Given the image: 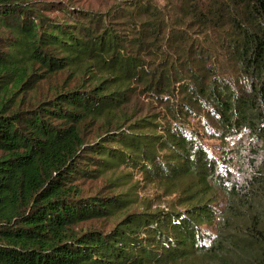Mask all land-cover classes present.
I'll return each instance as SVG.
<instances>
[{
	"label": "trees",
	"instance_id": "trees-1",
	"mask_svg": "<svg viewBox=\"0 0 264 264\" xmlns=\"http://www.w3.org/2000/svg\"><path fill=\"white\" fill-rule=\"evenodd\" d=\"M178 1L56 18L0 0V264H264V0ZM60 73L76 82L17 102ZM92 127L103 135L87 141ZM200 129L247 139L237 153L259 163L240 188ZM134 171L190 178L183 208L130 210ZM95 174L110 190L83 195L76 179ZM113 216L108 230L80 226Z\"/></svg>",
	"mask_w": 264,
	"mask_h": 264
},
{
	"label": "rangeland",
	"instance_id": "rangeland-1",
	"mask_svg": "<svg viewBox=\"0 0 264 264\" xmlns=\"http://www.w3.org/2000/svg\"><path fill=\"white\" fill-rule=\"evenodd\" d=\"M17 2L26 1L32 5H38L41 9V12L50 17H66L69 15L70 11L77 10H90L94 12H104L112 4L119 3L121 0H13ZM158 5L165 3V0H154ZM173 5L178 0H172ZM68 12V13H67ZM2 30V31H1ZM3 34V29L0 27V35ZM66 76V73L53 74L48 78H42L39 82L35 84L33 89H29L21 93L19 91V96L17 102L21 106H31L34 105L39 99L43 98L46 95H51L54 87H61L63 84L72 86L76 82V78L67 79L66 82L62 81L63 77ZM135 108L137 111L136 115H141L142 112L146 111L149 105V99L145 98L142 95H136L134 97ZM153 105L156 106L155 103ZM157 108V107H156ZM141 110L140 112H138ZM138 112V113H137ZM200 119L195 118L191 120V125L199 124ZM203 129H200L202 133ZM103 135V128L101 127H92L88 133H86V140L91 141L98 139L99 136ZM199 142L201 143L202 149L207 153L210 160L213 163H216V172H218L224 182H233L237 183L238 188L246 183L250 173L254 170L251 167V161L254 158V164L259 163L258 156H252L249 151H241L240 154L237 153V150L240 148V145L244 146L247 144V139L242 136L228 135L224 139L220 138L213 134L212 131H204L198 136ZM108 174H95L93 176H87L84 178L78 177L75 182H78L79 188L83 195H88L95 193L96 191H108L109 185L107 184ZM131 181L134 182L135 188L130 192V199L132 200L129 204L130 210H142L146 208H167L174 206L176 209L180 210L183 208L184 204H180L181 200L185 197L187 192L188 183L190 178L187 177H161V175L155 174L153 171H150L148 174H142L140 172H133ZM126 186L122 188H117L113 190L115 192L125 189ZM112 190V189H111ZM124 191V190H122ZM241 193H245L240 191ZM254 194V192H253ZM214 198H217L215 206L221 209H229L232 213V206L228 207L229 201H226L225 197H222L219 192H216ZM256 200H253L254 205ZM234 205V211L237 213V207L242 204L241 200L232 201ZM113 217L109 218H100L98 220L90 219L80 223L82 228L87 227H96L102 230H108L115 222ZM208 232H212L215 235L216 229L214 226H205ZM206 242V241H205ZM208 242V241H207ZM206 242V243H207ZM183 264H198V260H195L194 256H190L183 261Z\"/></svg>",
	"mask_w": 264,
	"mask_h": 264
}]
</instances>
